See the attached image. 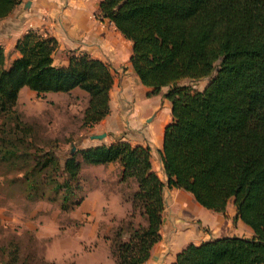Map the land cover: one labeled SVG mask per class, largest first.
I'll return each mask as SVG.
<instances>
[{"label":"trees","instance_id":"obj_1","mask_svg":"<svg viewBox=\"0 0 264 264\" xmlns=\"http://www.w3.org/2000/svg\"><path fill=\"white\" fill-rule=\"evenodd\" d=\"M18 2L0 0V19ZM98 13L132 42L129 64L150 88L148 94L166 88L172 116L160 151L166 182L151 167L148 145L100 143L69 151L60 162L53 139L36 143L37 125L17 108L21 87L40 95L85 90L82 124L91 127L109 112L113 73L86 53L54 65L57 41L31 30L18 39L19 56L9 66L0 46V166L7 168L2 181L22 184L25 197L34 200L45 198L48 186L62 190L60 208L69 211L84 198L74 195L81 163L118 161L120 181L134 178L137 190L130 198L132 211L122 220L127 231L121 222L112 237L115 264L148 258L160 238L165 187L189 191L214 211H224L233 200L236 216L253 230L251 237L189 243L170 264H264V0H101ZM203 78L202 90L191 87ZM136 214L145 224L135 222ZM6 264L28 263L12 257Z\"/></svg>","mask_w":264,"mask_h":264},{"label":"crops","instance_id":"obj_2","mask_svg":"<svg viewBox=\"0 0 264 264\" xmlns=\"http://www.w3.org/2000/svg\"><path fill=\"white\" fill-rule=\"evenodd\" d=\"M100 1L19 0L12 11L0 19V46L5 53V65L9 66L19 56L15 45L30 30L57 41L52 53L54 65H66L70 55L80 53L108 64L113 73L109 112L99 122L86 128L85 136L82 132L83 136L79 144L75 145V151L118 140L128 141L132 145H148L151 167L166 182L160 151L164 126L171 113L170 101L163 96L164 87L158 93L148 94L150 88L140 83L129 64L132 42L124 37L113 22L99 15ZM78 88L67 92L68 106L76 105L77 96L84 99L87 94L88 97L86 91L85 94ZM49 92L40 95L23 86L18 92L17 108L29 111L28 103L41 99ZM100 133H105L101 139L91 137ZM71 143H75V140H70ZM119 164L118 161L109 162L102 169L89 171L94 180H102L110 176L111 169L122 173V165ZM120 178L121 174L118 180ZM121 183L130 184L131 194L137 190L134 178ZM164 201L160 238L151 246L149 256L142 264H170L177 252L189 243L199 244L222 236L253 235V230L236 216L233 200L228 202L224 211H214L202 206L189 191L165 187ZM117 204L121 210L117 209ZM131 211L132 204L128 196L123 198L120 191H112L110 196H106L105 191L97 186L68 211V223L64 228L54 219L51 232L45 233V221L39 227L36 237L48 239L42 256L55 264H115L111 252L112 237L117 226ZM135 222L145 224V221ZM122 238L126 240L127 236Z\"/></svg>","mask_w":264,"mask_h":264},{"label":"rangeland","instance_id":"obj_3","mask_svg":"<svg viewBox=\"0 0 264 264\" xmlns=\"http://www.w3.org/2000/svg\"><path fill=\"white\" fill-rule=\"evenodd\" d=\"M206 83L207 78H203L193 82L191 87L196 90H202ZM165 90L166 88L164 87L163 92ZM80 91L86 94L85 90L80 89ZM87 99V94L84 99L77 96L76 105L68 106L67 92H49L47 95L42 96L41 99L28 103L29 107L27 110L29 111L24 112L21 110L25 120L37 125L36 143L41 140L40 138L44 137L53 139L54 152L60 162H63L68 152L71 151L70 140H75V143H73L74 152L76 149L75 145L79 144L82 136L87 134L84 130L88 127L82 124V111H84L83 108L86 106ZM72 103L74 102L72 101ZM168 115V122H170L172 119L171 113L169 112ZM82 132L84 133L83 135ZM107 164L82 162L81 168L83 171L80 172V189L75 191L74 195L85 196L99 186L105 191L106 196H110L112 191H120L123 194V198L127 196L131 198L130 184L121 183L118 180L121 171H119V174L115 169H111L110 176L102 180H94L92 178V173L89 170L102 169ZM6 169V165L5 167L1 165L0 175ZM9 175L11 174L9 173ZM58 179L61 181V177ZM49 187L46 189V197L48 198L34 200L25 197L22 184L3 182L0 176V264H6L12 257L15 263L25 261L28 264H37L36 259L43 257L42 250L48 240L44 237H36L39 227L45 221V233H47L53 230L55 221L58 222L59 226L62 225V228L67 225L68 210L60 208L62 190H55ZM74 195H69V201L74 199ZM117 209L121 210L118 204ZM143 218V216L135 215V220L137 221H143ZM124 219L126 220L127 217ZM120 226L123 231H127L125 222H122Z\"/></svg>","mask_w":264,"mask_h":264},{"label":"water","instance_id":"obj_4","mask_svg":"<svg viewBox=\"0 0 264 264\" xmlns=\"http://www.w3.org/2000/svg\"><path fill=\"white\" fill-rule=\"evenodd\" d=\"M105 136V133H100V134H94V135H91V137L92 138H98V139H101L102 137H104ZM71 151H73L74 150V145H73V143H71Z\"/></svg>","mask_w":264,"mask_h":264}]
</instances>
